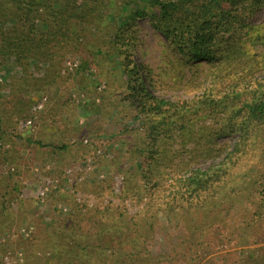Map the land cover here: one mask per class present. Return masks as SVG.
Instances as JSON below:
<instances>
[{"label": "trees", "instance_id": "1", "mask_svg": "<svg viewBox=\"0 0 264 264\" xmlns=\"http://www.w3.org/2000/svg\"><path fill=\"white\" fill-rule=\"evenodd\" d=\"M262 10L264 0H0L2 65L14 60L26 67L29 58L56 65L77 51L89 58L114 53L119 60L113 76L124 92L113 111L134 112V124L114 137L129 154L125 193L146 199L141 213L126 216L107 206L58 219L48 231L50 263L103 264L110 258V264H227L235 257L232 264H264ZM144 18L169 41L181 69L178 80L185 77L184 68L206 65L209 85L201 94L173 101L154 92L159 85L153 70L134 59L136 22ZM90 35L101 43L87 40ZM41 96L28 95L24 107L31 109ZM76 124L77 119L71 131H80ZM234 134L233 143L216 145L215 140ZM35 142L50 145L55 154L68 148L65 142ZM201 156L213 162L197 165ZM102 179L96 188L108 192L113 176ZM154 217L163 220L158 236ZM92 234L109 240L95 245ZM156 237L161 251H148L147 242ZM125 240L130 248L123 246ZM203 248L218 253L203 262ZM89 249H96L97 257ZM30 259L42 264L35 253Z\"/></svg>", "mask_w": 264, "mask_h": 264}, {"label": "rangeland", "instance_id": "2", "mask_svg": "<svg viewBox=\"0 0 264 264\" xmlns=\"http://www.w3.org/2000/svg\"><path fill=\"white\" fill-rule=\"evenodd\" d=\"M258 19L264 20V10L258 14ZM10 27L11 23L8 22L5 29ZM135 29L138 42L134 59L146 63L153 70L154 79L159 85L154 90L157 95L173 101L190 99L201 94L209 85V78L205 80L207 67L204 63L197 71L195 68H184L185 77L182 81L178 80L181 69L176 64L175 52L167 38L147 18L139 19ZM89 39L101 43L97 35L87 36ZM106 53L89 58L77 51L59 61L55 60L56 65L49 60L33 58H29L26 67L16 65L12 59L6 67L0 63V259L11 253L14 264H28L35 253L42 264H53L48 261V231L58 219L78 211L87 212L108 206L124 211L126 216L141 213L146 199L138 200L125 193L124 182L131 167L127 161L129 154L125 153L126 147H121L114 137V133L127 127L128 123L134 124L131 121L134 112L127 108L122 109L121 113L113 111L124 87L120 79L113 76L115 73L117 75L115 65L119 58L114 53ZM73 61L78 64L69 65ZM190 80H193L190 83L193 86L187 89L186 83ZM198 84H201V88H197ZM36 93L47 97V103L37 113L33 126L21 128L20 121L30 117L36 103H31V109L28 108L29 104L24 107L27 96ZM68 99L73 100V103ZM66 101L70 104L66 105ZM75 113L76 126L80 131L73 132L70 129L74 127ZM210 122L208 119L207 123ZM121 136L126 138L127 134ZM236 137V134L226 136L215 140V143L217 146L231 144ZM38 139L65 142L68 148L55 154L48 144L38 146L35 142ZM85 139H88L87 143ZM90 143L95 145V150L87 149ZM192 146L190 144L188 149ZM98 148L103 150L101 155L97 154ZM185 155L189 156V153ZM113 161H116L115 168ZM211 162V158L201 156L198 157L197 165ZM47 163L54 164L50 172L54 180L41 197L39 190L46 185L44 166ZM70 167L73 172L67 174L65 170ZM108 171L113 176L112 184L108 192L101 193L96 184L109 175ZM117 176L123 177L121 183H117ZM2 211L6 214H1ZM141 215L144 216L143 213ZM146 215L152 216L151 212H146ZM151 220L158 236L160 220H163L161 217ZM185 223L188 221L185 220ZM204 236L210 238V234ZM90 239L95 245L109 240L105 237L99 241L96 234H92ZM123 246L130 248L132 245L125 240ZM161 249L158 237L147 242L148 251L157 253ZM178 250L183 249L180 246ZM202 250L203 262L218 253L209 254L206 252L208 248ZM191 251L194 252V248ZM89 252L96 257L98 255L96 249H89ZM110 260L103 264H110ZM228 260L227 264H232L235 257ZM178 262H182V259L178 258ZM147 264H151V261Z\"/></svg>", "mask_w": 264, "mask_h": 264}, {"label": "built area", "instance_id": "3", "mask_svg": "<svg viewBox=\"0 0 264 264\" xmlns=\"http://www.w3.org/2000/svg\"><path fill=\"white\" fill-rule=\"evenodd\" d=\"M78 63L76 61H73V62H69V65L71 66H76ZM46 101H47V97H43L38 103H35L32 107V114L30 117H28L27 119H25L24 121H20V126L21 128L22 127H29V126H33L35 124V120H36V115L37 113L42 110L46 104ZM85 142L87 143L88 142V139H85ZM103 152L102 148H98L97 150V154L98 155H101ZM54 167V164L53 163H47L45 166H44V172H45V175H44V181L46 183V185H44V187H41L40 188V195L41 197H43L47 190H48V185H50L53 180H54V177L50 174V172L52 171ZM65 172L67 174H71L73 172V168L70 167L68 169L65 170ZM103 176V175H101ZM123 179L122 176H117L116 177V180H117V183H121L120 181ZM80 180V179H79ZM14 259H13V256L12 254H7L5 255L4 257H2L0 259V264H14Z\"/></svg>", "mask_w": 264, "mask_h": 264}]
</instances>
